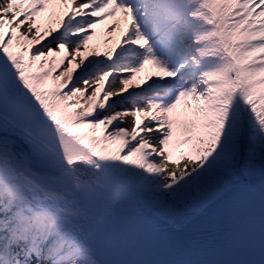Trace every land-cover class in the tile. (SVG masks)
I'll use <instances>...</instances> for the list:
<instances>
[{
  "label": "snow or ice",
  "instance_id": "6c2138e0",
  "mask_svg": "<svg viewBox=\"0 0 264 264\" xmlns=\"http://www.w3.org/2000/svg\"><path fill=\"white\" fill-rule=\"evenodd\" d=\"M0 264H264V0H0Z\"/></svg>",
  "mask_w": 264,
  "mask_h": 264
}]
</instances>
